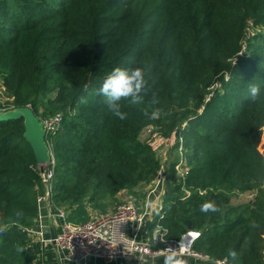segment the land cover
<instances>
[{
  "label": "trees",
  "instance_id": "16d2710c",
  "mask_svg": "<svg viewBox=\"0 0 264 264\" xmlns=\"http://www.w3.org/2000/svg\"><path fill=\"white\" fill-rule=\"evenodd\" d=\"M250 20L264 26V0H0L6 109L62 113L52 200L72 210L69 220L82 222L86 199L105 209L121 191L143 196L137 187L162 166L140 138L153 125L175 136L188 173L172 161V189L152 226L181 239L191 225L200 231L194 249L210 259L264 264V32L246 39ZM116 67L144 68L148 80L143 103L120 101L125 119L98 92ZM156 109L159 118L144 115ZM24 131L23 118L0 121V222L9 224L0 264H37L26 231L42 174ZM206 201L219 211L201 212Z\"/></svg>",
  "mask_w": 264,
  "mask_h": 264
},
{
  "label": "built area",
  "instance_id": "2783aa9c",
  "mask_svg": "<svg viewBox=\"0 0 264 264\" xmlns=\"http://www.w3.org/2000/svg\"><path fill=\"white\" fill-rule=\"evenodd\" d=\"M40 119L46 132L51 158L44 165L45 172L41 175L40 186L43 193L38 196L37 201L39 210L44 201L56 208L61 220L56 246L63 254L62 260L69 264H81L90 258H97L106 263L122 260L126 264H143L147 256H161L163 249H175L180 244L185 248L183 256L209 258L194 249V243L200 236L199 230L189 229L181 239H175L166 237V231L161 225L152 226L155 213L152 212L149 201L138 205L136 201L123 200L108 212L97 213L83 222H70L68 209L57 206L52 200L56 167L52 140L62 126L63 115L58 112ZM179 153L181 156L176 169L184 176L188 173V166L182 147H179ZM158 176L163 177V171L160 170ZM26 232L28 235L37 234L45 244L52 243L42 224L38 228H27ZM217 263L226 264L225 260H217Z\"/></svg>",
  "mask_w": 264,
  "mask_h": 264
},
{
  "label": "clouds",
  "instance_id": "9594fccd",
  "mask_svg": "<svg viewBox=\"0 0 264 264\" xmlns=\"http://www.w3.org/2000/svg\"><path fill=\"white\" fill-rule=\"evenodd\" d=\"M149 91L148 80L146 79V70L141 67L132 69L116 67L104 79L98 92L105 99V103L113 114L120 119H125L127 114L121 111L120 101H127L132 105L144 102V95ZM250 97L254 100L259 94V87L252 85L249 88ZM158 101L155 96L151 101L156 104ZM145 116L150 119H157L160 116V110H153L151 113L145 111ZM200 211L203 213L219 211L214 201H206L200 205ZM17 217L22 216V212L16 213ZM9 224L0 222V234L5 233ZM23 251V249H19ZM185 254V248L182 244L178 248H165L161 251L162 264H186L182 258ZM235 257V253H231Z\"/></svg>",
  "mask_w": 264,
  "mask_h": 264
},
{
  "label": "rangeland",
  "instance_id": "374dc122",
  "mask_svg": "<svg viewBox=\"0 0 264 264\" xmlns=\"http://www.w3.org/2000/svg\"><path fill=\"white\" fill-rule=\"evenodd\" d=\"M252 24L253 22L250 20L246 28V39L253 35L255 32H264V26L254 27ZM218 85L219 84H217L216 86ZM11 101V96L5 91L3 86H0V108H8V106L11 104ZM154 129L156 128L153 125H149L148 127L144 128L140 135V138L142 140H146L148 138L151 139L152 145L157 152V156L159 157L162 163L161 171H163V177L158 176L151 183L139 185L137 187V190L139 193L143 194V196L135 195L132 192H128L125 190L117 193L116 196L107 203L105 209L101 207H96L94 206V204H90V202H88L86 199L84 203V212L81 215L82 222L88 220L92 215H95L100 212H106L107 210H112L113 207H115L120 201L123 200H130L134 202L136 201L138 205L144 204V200L148 193V195L151 194L150 198H152L151 200L154 206H156V203H158L159 201L162 202L163 197L166 194L170 193L173 185L172 180L174 181V179L170 178V165L175 159L178 158L179 160L181 155L175 148V136L171 135L169 137H165L159 134L158 132H154ZM247 199H249V195H242L240 197V200ZM150 206H152V204H150ZM63 207L68 209V215H70V211L72 212V210L66 206ZM89 261L92 260L89 259ZM91 264H93V262H91Z\"/></svg>",
  "mask_w": 264,
  "mask_h": 264
},
{
  "label": "crops",
  "instance_id": "0c3cea01",
  "mask_svg": "<svg viewBox=\"0 0 264 264\" xmlns=\"http://www.w3.org/2000/svg\"><path fill=\"white\" fill-rule=\"evenodd\" d=\"M43 193V188L40 187L38 196ZM151 195H148L145 198V202L149 201V204H152L151 210L152 212L156 213L161 206V201L156 203V206H154L152 202V198H150ZM108 212V210L106 211ZM105 213V212H101ZM73 223V221H70ZM79 223V222H76ZM44 225L46 236L51 237V231L52 229L55 231L56 235L60 232L61 229V220L57 215L56 208L48 203V201H44L40 205V210L38 213V216L36 218V222L34 224V227L38 228L39 225ZM30 238V244L29 248L33 255V258L35 259L37 264H69L63 259V254L59 251L56 244H45L42 241H40V238L37 234L29 235ZM186 264H218L217 261L212 260L210 258L203 259V258H194V257H182ZM89 261L85 260L81 264H126V262L122 260L114 261L111 263H106L102 259L97 258H90ZM162 256H147L144 259L143 264H162Z\"/></svg>",
  "mask_w": 264,
  "mask_h": 264
},
{
  "label": "water",
  "instance_id": "95a60500",
  "mask_svg": "<svg viewBox=\"0 0 264 264\" xmlns=\"http://www.w3.org/2000/svg\"><path fill=\"white\" fill-rule=\"evenodd\" d=\"M20 118H23L25 123L24 137L30 143L34 151L41 174H44V165L51 158V150L40 117L35 113L31 106L12 107L9 109L0 108V121ZM189 229H192L191 225H189ZM50 238L55 245L56 233L53 229Z\"/></svg>",
  "mask_w": 264,
  "mask_h": 264
}]
</instances>
